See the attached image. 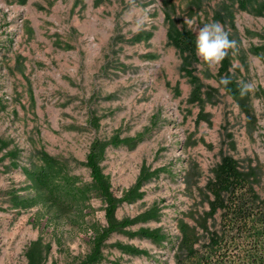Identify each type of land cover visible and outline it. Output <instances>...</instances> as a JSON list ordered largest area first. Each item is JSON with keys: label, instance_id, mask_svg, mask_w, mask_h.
I'll return each instance as SVG.
<instances>
[{"label": "rangeland", "instance_id": "374dc122", "mask_svg": "<svg viewBox=\"0 0 264 264\" xmlns=\"http://www.w3.org/2000/svg\"><path fill=\"white\" fill-rule=\"evenodd\" d=\"M166 13L194 36L213 20L225 27L236 41L227 55L236 96L219 85L220 65L204 66L197 56L194 98L167 39ZM244 83L254 87L241 95ZM114 136L136 140L108 148L101 163L115 196L133 186L143 164L160 170L143 198L117 209V219L157 215L130 235H112L100 264H175L180 223L205 239L204 223L214 230L220 219V212L209 216L207 186L224 157L255 173L250 180L264 199V0L245 9L236 0H0V147L7 146L0 157L18 154L0 162V264H27L37 239L48 247L44 264L84 260L93 229L106 224L94 192L84 216L68 221L15 209L11 196L33 195L22 169L42 165L41 152L59 163L57 174L89 187V147ZM140 229H160L168 239L151 242L136 235Z\"/></svg>", "mask_w": 264, "mask_h": 264}, {"label": "trees", "instance_id": "16d2710c", "mask_svg": "<svg viewBox=\"0 0 264 264\" xmlns=\"http://www.w3.org/2000/svg\"><path fill=\"white\" fill-rule=\"evenodd\" d=\"M239 7L245 9L249 0H236ZM168 22L167 39L177 50L182 59L181 69L194 86L193 96L199 99L201 86L194 75L193 65L198 63L195 51V36L188 29H179L165 15ZM229 57L226 56L219 67V77L229 76L230 83L227 92L236 96V85L228 73ZM97 127L96 120L94 121ZM135 139H120L114 136L110 140H94L85 157V167L89 171L90 184L87 188L77 185V180L67 175V172L56 173L59 163L45 153H38L35 158L42 160L37 169L32 163L29 168L22 169L33 195L21 197L11 196L15 209L27 211L38 208L37 213L50 220H65L81 218L88 207L90 192H94L104 204L105 226L93 229L90 239V252L79 264H100L103 260V249L106 242L114 234L130 235L129 229L139 223L156 219L154 210L145 212L134 218L117 219L116 211L123 203H132L143 198L142 188L156 179L159 171H150L142 165L138 177L131 188L121 197L114 195L111 183L103 173L101 163L106 150L110 147L130 145ZM1 145V142H0ZM7 148L0 147V152ZM17 160L15 151H8L0 157ZM253 171H241L238 163L231 157H224L215 170L214 179L209 182L207 190L212 197L209 216L220 212L218 227L210 230L206 222L202 226L205 239L197 235L194 228L180 223L181 239L175 256V264H264V199L255 191L252 181H255ZM252 181H251V180ZM141 238L154 243L168 239L160 229H140L136 232ZM119 249L130 254L144 255L145 251L129 245H118ZM48 247L41 239L30 243L25 256L27 264H44Z\"/></svg>", "mask_w": 264, "mask_h": 264}, {"label": "clouds", "instance_id": "9594fccd", "mask_svg": "<svg viewBox=\"0 0 264 264\" xmlns=\"http://www.w3.org/2000/svg\"><path fill=\"white\" fill-rule=\"evenodd\" d=\"M194 20H189L188 24H194ZM236 41L230 39L229 32L219 21H211L203 24L195 36V51L202 61V65L212 67L220 65L229 50L235 47ZM219 85L224 86L227 91V85L230 83L229 76H222L218 81ZM252 83H244L241 86L240 94L245 95L252 90Z\"/></svg>", "mask_w": 264, "mask_h": 264}]
</instances>
